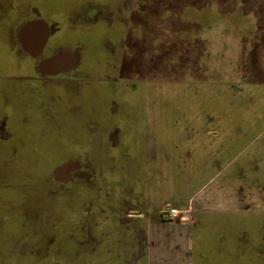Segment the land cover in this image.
I'll return each instance as SVG.
<instances>
[{"label":"crops","instance_id":"obj_1","mask_svg":"<svg viewBox=\"0 0 264 264\" xmlns=\"http://www.w3.org/2000/svg\"><path fill=\"white\" fill-rule=\"evenodd\" d=\"M11 1L22 13L0 15V82L12 78L40 85L42 75L57 74L50 78L51 96L78 86L82 99L89 100L90 93L95 97L103 125L81 129L82 170H89L90 159H98L106 146L136 154L118 163L136 171L131 178L137 184L111 197L109 218L99 216L117 224L112 231L104 226L105 233L120 236L122 256L110 264H264V182L242 178L245 171L264 176V35L257 27L264 0H256V11L240 19L214 16L206 24L192 19V25L207 27L203 34L179 31L173 47L192 59L177 67L183 74L178 81H192L177 84V100L137 99V85L123 76L133 49L128 36L134 0H34L32 15L26 0ZM223 22L226 30L220 32ZM164 36L159 41L165 63L169 31ZM202 52L208 67H202ZM107 56L113 59L114 78L128 87L122 105L141 103L131 117L117 115L118 124L116 110H107L96 98L100 87L95 80L105 75ZM78 69L85 82L74 80ZM10 70L20 73L8 77ZM202 73L220 81L209 98L198 91ZM106 119L112 125L105 133ZM251 187L255 208L249 206ZM167 205L178 209L175 217ZM81 264L108 263L92 256Z\"/></svg>","mask_w":264,"mask_h":264},{"label":"rangeland","instance_id":"obj_2","mask_svg":"<svg viewBox=\"0 0 264 264\" xmlns=\"http://www.w3.org/2000/svg\"><path fill=\"white\" fill-rule=\"evenodd\" d=\"M134 1L128 36L133 49L126 60L123 76L132 78L127 84L137 85V91H133L137 99L150 96L169 100L178 99L181 89L177 84L183 87L182 83L192 81L189 78L178 81L183 74L178 75L177 67L188 66L186 59H192L186 52L178 55L173 47L179 31L184 29V35L203 34L207 27L192 25V19L201 20L202 24L214 16L240 19L247 17L249 11H256L258 3L256 0ZM258 19L257 27L264 35V5L259 8ZM167 28L169 40L165 43L169 42V46L163 52L168 58L165 57L164 63L159 40L165 37ZM248 29H252L251 26ZM225 30L223 22L218 31ZM107 62L105 75L95 80L101 91L98 90L96 98H102L107 110H116L115 116L131 117L141 103L122 105L120 100L128 97L124 92L128 87L123 88V82L114 78L112 57L107 56ZM201 62L202 67H208L207 53L202 52ZM7 73L8 77H15L20 70ZM81 75L82 70L78 69L72 76L82 83L85 80ZM52 81L41 79L38 85V82L11 78L0 82V264H81L92 256L110 264L122 256L119 255L120 236L105 233L104 226L117 224L99 216L110 215L111 197H121V193L125 194L137 184L131 178L136 171L121 169L124 164L118 163L136 154L129 153L123 146L105 145L106 151L100 153L98 159H90V169L82 170L81 129L86 132L87 128L103 125L96 116L99 114L96 99L93 100L95 97L91 93L89 100L82 99L78 86L69 94L51 96ZM219 82L214 76L202 73L197 83L200 96L209 98L215 83ZM219 88L216 87V91ZM250 90V87L246 89ZM258 92L262 90L259 88ZM250 93L254 94L253 90ZM261 93L259 96L263 94L264 97V91ZM251 96L249 94V98ZM118 117L117 124L121 122ZM104 124L106 133L112 123L106 119ZM52 129L60 133V138L53 137ZM103 140L106 142L107 138ZM69 146L74 147L66 151ZM66 161L75 166L64 181L56 177L55 170ZM242 178L264 182L262 171L261 175L257 171H245ZM251 188L249 206L255 208L256 189Z\"/></svg>","mask_w":264,"mask_h":264},{"label":"flooded vegetation","instance_id":"obj_3","mask_svg":"<svg viewBox=\"0 0 264 264\" xmlns=\"http://www.w3.org/2000/svg\"><path fill=\"white\" fill-rule=\"evenodd\" d=\"M33 2H34V0H26V4L28 5V8H29L28 12H29L30 15H32V14L37 12L35 7L33 6ZM19 6H20L19 3H17V4L13 3L11 0H0V15L3 14V16H4V15L9 14V17L17 16L18 13L21 12V11L18 12L20 10ZM11 21L15 22V21H17V19L11 18ZM56 76H57V74L56 75L44 74V75H42L40 77V79L47 80V79H50V78H54Z\"/></svg>","mask_w":264,"mask_h":264},{"label":"water","instance_id":"obj_4","mask_svg":"<svg viewBox=\"0 0 264 264\" xmlns=\"http://www.w3.org/2000/svg\"><path fill=\"white\" fill-rule=\"evenodd\" d=\"M74 163L71 161L65 162L55 170V175L57 178L66 180L69 177V172L74 168Z\"/></svg>","mask_w":264,"mask_h":264},{"label":"built area","instance_id":"obj_5","mask_svg":"<svg viewBox=\"0 0 264 264\" xmlns=\"http://www.w3.org/2000/svg\"><path fill=\"white\" fill-rule=\"evenodd\" d=\"M165 210L173 217L177 215L178 209L176 207H173L171 205H167Z\"/></svg>","mask_w":264,"mask_h":264}]
</instances>
